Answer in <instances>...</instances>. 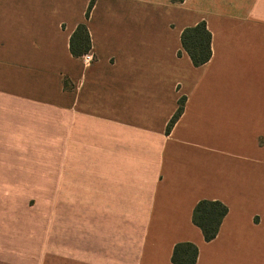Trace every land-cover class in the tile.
<instances>
[{"label":"crops","instance_id":"1","mask_svg":"<svg viewBox=\"0 0 264 264\" xmlns=\"http://www.w3.org/2000/svg\"><path fill=\"white\" fill-rule=\"evenodd\" d=\"M90 1L0 0V264L33 185L56 184L59 264H173L185 242L197 264H264V0H97L87 18ZM201 22L195 67L181 37ZM203 200L229 209L211 242Z\"/></svg>","mask_w":264,"mask_h":264},{"label":"trees","instance_id":"2","mask_svg":"<svg viewBox=\"0 0 264 264\" xmlns=\"http://www.w3.org/2000/svg\"><path fill=\"white\" fill-rule=\"evenodd\" d=\"M97 0H91L87 18ZM178 1V0H174ZM182 1V0H180ZM182 46L192 60L195 67H201L207 64L212 57V34L207 28L206 22H201L194 27L186 28L182 33ZM71 53L74 57H82L88 54L92 49V41L89 29L85 24H80L71 37ZM186 99L182 98L178 103V110L167 127V133H170L174 125L182 116L185 109ZM229 209L219 201L203 200L197 204L193 212V223L202 231L206 242H211L217 238L221 224L227 216ZM258 218L256 221L258 222ZM199 258V249L192 243H180L174 248L172 255L173 264H197Z\"/></svg>","mask_w":264,"mask_h":264},{"label":"rangeland","instance_id":"3","mask_svg":"<svg viewBox=\"0 0 264 264\" xmlns=\"http://www.w3.org/2000/svg\"><path fill=\"white\" fill-rule=\"evenodd\" d=\"M41 188L33 185L31 229L18 236L15 264H59V185L40 199Z\"/></svg>","mask_w":264,"mask_h":264},{"label":"built area","instance_id":"4","mask_svg":"<svg viewBox=\"0 0 264 264\" xmlns=\"http://www.w3.org/2000/svg\"><path fill=\"white\" fill-rule=\"evenodd\" d=\"M83 58H84V62L88 65L94 62V56L90 53L84 55Z\"/></svg>","mask_w":264,"mask_h":264}]
</instances>
